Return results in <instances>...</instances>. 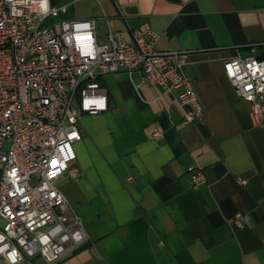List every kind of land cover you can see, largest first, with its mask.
<instances>
[{
  "label": "crops",
  "instance_id": "0c3cea01",
  "mask_svg": "<svg viewBox=\"0 0 264 264\" xmlns=\"http://www.w3.org/2000/svg\"><path fill=\"white\" fill-rule=\"evenodd\" d=\"M50 1L94 18L99 42L109 29L130 41L148 22L158 50L184 54L203 107L185 123L174 95L137 85L138 72L99 76L107 107L80 115L78 175L57 181L87 240L53 264H264V130L223 69L231 56L264 57V0ZM190 164L205 174L195 186Z\"/></svg>",
  "mask_w": 264,
  "mask_h": 264
},
{
  "label": "built area",
  "instance_id": "2783aa9c",
  "mask_svg": "<svg viewBox=\"0 0 264 264\" xmlns=\"http://www.w3.org/2000/svg\"><path fill=\"white\" fill-rule=\"evenodd\" d=\"M43 3L0 0V264H53L86 242L83 222L70 212L57 181L66 171L78 175L70 164L80 115L107 107L100 75L138 72L137 85L174 95L185 123L198 120L203 109L181 69L184 54L158 50L148 22L130 41L109 29L99 42L94 18L65 17L67 5L50 0L45 13ZM223 69L248 102L253 124L264 130V57L231 56ZM187 171L193 186L205 179L194 164ZM233 221L241 225V215Z\"/></svg>",
  "mask_w": 264,
  "mask_h": 264
},
{
  "label": "clouds",
  "instance_id": "9594fccd",
  "mask_svg": "<svg viewBox=\"0 0 264 264\" xmlns=\"http://www.w3.org/2000/svg\"><path fill=\"white\" fill-rule=\"evenodd\" d=\"M42 10L46 13L48 8H47V0H44V3L42 5Z\"/></svg>",
  "mask_w": 264,
  "mask_h": 264
},
{
  "label": "trees",
  "instance_id": "16d2710c",
  "mask_svg": "<svg viewBox=\"0 0 264 264\" xmlns=\"http://www.w3.org/2000/svg\"><path fill=\"white\" fill-rule=\"evenodd\" d=\"M258 57V56H257ZM258 58H262V57H258Z\"/></svg>",
  "mask_w": 264,
  "mask_h": 264
}]
</instances>
